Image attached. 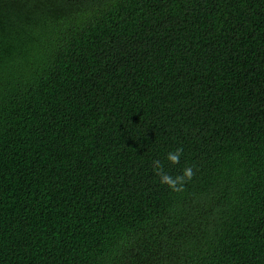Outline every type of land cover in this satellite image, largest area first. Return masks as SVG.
Instances as JSON below:
<instances>
[{
  "label": "trees",
  "instance_id": "trees-1",
  "mask_svg": "<svg viewBox=\"0 0 264 264\" xmlns=\"http://www.w3.org/2000/svg\"><path fill=\"white\" fill-rule=\"evenodd\" d=\"M0 264H264V0H0Z\"/></svg>",
  "mask_w": 264,
  "mask_h": 264
},
{
  "label": "clouds",
  "instance_id": "clouds-1",
  "mask_svg": "<svg viewBox=\"0 0 264 264\" xmlns=\"http://www.w3.org/2000/svg\"><path fill=\"white\" fill-rule=\"evenodd\" d=\"M182 156L183 148L177 147L166 154L165 160L174 167L180 164ZM152 169L160 185L165 186L172 193L184 192L186 185L191 183L196 175V170L189 164H186L179 174L172 175L165 171L163 162L158 159L152 161Z\"/></svg>",
  "mask_w": 264,
  "mask_h": 264
}]
</instances>
